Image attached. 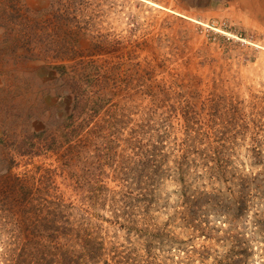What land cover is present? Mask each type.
I'll use <instances>...</instances> for the list:
<instances>
[{
  "label": "rangeland",
  "instance_id": "rangeland-1",
  "mask_svg": "<svg viewBox=\"0 0 264 264\" xmlns=\"http://www.w3.org/2000/svg\"><path fill=\"white\" fill-rule=\"evenodd\" d=\"M18 4L12 2L9 7L13 11L8 8L7 13L20 17L18 21H27L26 26L0 20V141H7L0 142V200L5 201L2 192L8 185L12 199L16 179L30 188L42 187L39 183L43 180L50 189L45 191L46 196L43 194L46 198L54 200L64 194L66 203L73 205L68 224L74 229H90L97 222L107 248H120L137 260L145 254L149 239V244L154 241L151 245L156 261L152 264H172L168 259L171 253L178 254L173 251L177 245L171 247L168 237L160 241L112 223L109 205L86 202L76 190L73 164L63 171L61 153L45 151L44 147L45 152L36 155H16L24 150L17 142L42 132L49 118L55 126L69 110L70 101L55 105L57 99L50 94L64 81L56 67L64 65L74 73L90 64L93 73L100 71L106 78L105 87L119 113L127 117L129 130H137L146 144L160 136L167 141L160 153L164 173L152 169L138 175L127 170V175L116 176L113 171L119 166L122 173L124 168L134 167L136 149L120 153L122 161L121 157L110 162L103 157L94 170L95 174L105 171L100 177L103 182L98 184L108 189L103 190L104 199L110 202L114 193H126L136 207V217H145L150 227L177 235L184 241L181 247L218 248L219 239L189 236L177 219L184 205L182 194L193 197L222 191L224 197H230L232 189L236 196L240 190L237 183L244 178L255 183L250 189V210L238 219L239 232L248 234L252 249L246 264H264V240L249 223L257 209L264 211V0H20ZM33 42L44 44H30ZM42 46L51 50L40 52ZM56 107L60 115H56ZM103 116L101 112L99 118ZM190 130L193 136L202 135L199 149L214 147L225 152L232 168L229 175L234 179L209 181L197 155L196 160L183 156ZM34 141L44 146L38 139ZM180 156L184 182L177 170ZM256 184L262 188L255 191ZM202 204L200 215L204 214V220L213 227L221 228L226 221L221 213L216 214L207 202ZM7 215L0 212L2 261L9 259L6 255L22 236H14L19 232L9 229ZM34 218L29 216V223ZM54 224L57 230L62 227L60 222ZM23 229L27 236L36 235H30L32 241H39L46 253H56L57 249L47 242V233L40 235V229L32 227ZM12 254L14 257L19 251L13 249Z\"/></svg>",
  "mask_w": 264,
  "mask_h": 264
},
{
  "label": "trees",
  "instance_id": "trees-1",
  "mask_svg": "<svg viewBox=\"0 0 264 264\" xmlns=\"http://www.w3.org/2000/svg\"><path fill=\"white\" fill-rule=\"evenodd\" d=\"M12 2L16 6L19 5L20 0H7V3L0 0V20L13 21L16 25L26 26L27 21H18L20 17L14 18L13 14L7 13L8 8L12 10L9 7ZM6 6L7 8H5ZM24 17V15L21 16V18ZM33 21L36 22L37 20ZM37 25L39 24L37 23ZM32 34L35 35V32ZM31 39L27 40L30 42ZM30 44L44 43L33 42ZM41 50L46 53L45 50L49 51L51 48L42 46L40 52ZM52 50H55V48ZM77 69L81 71L73 73L71 70L68 71L64 65L56 67L60 79H64V81L56 92L50 94L57 99L55 105L62 106L70 101L69 110L55 126L53 121H49V118L42 132L32 134L30 137L25 136L22 141L17 142L18 147L24 148V150L21 153H16V155L32 156L45 151L61 153L63 171L70 169L73 164V175L76 176L73 179L75 188L84 197L85 201H90L97 206H100L99 201H102L103 205H109L112 208L110 209L114 221L112 223L128 232L137 235H150L153 238L160 239V241H162L161 237H168L171 247L173 244L177 245L173 251L178 254L171 253L170 259H168L172 261V264H194L195 261H199L200 264H246V258L252 249L248 234L239 232L241 227L238 225V219H243L250 210V198H252L250 189L251 185L255 183H249L246 179L241 178L240 182L237 183L240 188L238 195L235 196L232 189H229L230 197H224L222 191L214 193L201 192L197 193V196L193 195V197L188 196L186 193L182 194L184 205L182 211L176 214L177 219L188 230L189 236L200 234L198 236L206 237L209 240L219 239L220 245L218 248L214 245L181 247L184 241L178 240L177 235H172L166 229L150 227L145 217H136V207L131 204V200L128 199L126 193H114L110 202H108V199H104L102 193L106 187L98 186V184L103 182L100 177L105 175V171L95 174L96 170H94V167L103 160V157L106 161L121 157L122 161L120 153H133L136 149V152L134 151L135 158H133L134 167L124 168V173H122L123 168L119 166V169L113 171L116 176L127 175V170L131 173L137 171L136 174L138 175L141 172H152V169L155 170L154 172L164 173L161 168L163 155L160 153H163L167 141L165 137L160 136L155 140H148V144H146L144 139L137 134V130H129L128 119L120 114L113 104L112 98L114 99V97L108 91V87H105L104 81L106 78L104 79L103 75L99 73L100 71L93 73L90 64ZM56 108V115H60L59 107ZM48 112L51 113V109ZM101 112H104V116L99 118ZM126 130L129 133H126ZM193 132L190 130L186 134L187 139L183 145H186L188 149L184 151L183 156L190 155L196 160L195 155H197L198 164L204 169V175H207L209 181L222 180L223 182H229V179H234L233 175H229L232 168L225 152L222 150L216 151L214 147L207 150L199 149L198 144L202 135L199 133L193 136ZM168 133L166 131L165 134ZM15 139L19 138L15 137ZM34 139L41 141L44 146H37ZM0 142L7 143L4 139ZM44 147L46 150L42 151ZM35 148H39V150L34 151ZM12 158L15 160L14 157ZM179 159L181 167L179 166L177 170L181 176L180 180L184 182V179H182L186 177L185 171L182 169L184 161L181 160V156ZM75 161H78V163ZM124 161L125 156L123 157ZM187 162H189V158ZM86 165H89L91 169ZM149 168L150 171H148ZM123 181L129 182L128 180ZM39 184L42 187L33 186L30 188L22 183L21 179H16L12 186V199L9 195L11 190L9 185L2 192L5 201L0 200V212H7L6 222L9 229L19 232L18 235L14 236H22L17 246L11 247V254H3L4 256L7 254L6 258L9 259L7 261L0 260V264H152L156 261L153 257V247L151 245L154 241L149 244V239L145 245V256L141 255V259L137 260L134 259L132 254L120 251V248H107L104 240L99 236L100 226L97 222L95 225L92 224L90 229H88V226L74 229L68 224L71 218L69 209H73V205L66 203L64 194H60L54 200L46 198L45 191L50 189L44 185L43 180H40ZM259 188H262V185L256 184L254 190L256 191ZM262 190L264 192V188ZM16 193L20 197L15 196ZM40 195H43V197ZM119 196L124 201L121 200L122 198H118ZM203 202L210 204L216 210V214L221 213V217L226 220L221 228L213 227L207 220H204L206 217L204 214L203 216L200 215L201 211L204 210ZM82 210L87 214L89 213L84 208ZM29 216L35 217L31 223H29ZM58 222L62 227L57 230L54 223ZM249 223L257 230L254 232L259 233L262 240H264V211L257 209ZM24 227L40 229V235L47 233V242L51 243L50 246L54 247L53 250L57 249L56 253H46V248L40 246L39 241H32L31 236L36 237L35 234L28 233V236L32 234L28 238L27 234L24 233L27 228L23 229ZM13 249L19 251V254L14 256L15 259H13L12 254ZM262 250L264 252V247ZM211 259L213 262L209 263Z\"/></svg>",
  "mask_w": 264,
  "mask_h": 264
}]
</instances>
